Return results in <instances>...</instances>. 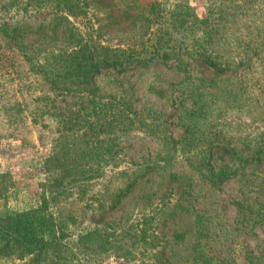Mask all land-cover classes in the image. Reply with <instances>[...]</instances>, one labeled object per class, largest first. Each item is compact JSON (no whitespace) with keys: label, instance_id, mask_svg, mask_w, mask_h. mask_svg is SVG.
<instances>
[{"label":"rangeland","instance_id":"obj_1","mask_svg":"<svg viewBox=\"0 0 264 264\" xmlns=\"http://www.w3.org/2000/svg\"><path fill=\"white\" fill-rule=\"evenodd\" d=\"M98 1L0 10V173L11 183L0 215L50 192L47 211L71 240L100 230L118 241L116 253L75 254L88 264L174 262L197 245L212 262L264 264V0ZM154 6L168 49L143 35ZM19 21L34 33L16 34ZM63 118L103 150L89 145L92 178L50 191L42 164Z\"/></svg>","mask_w":264,"mask_h":264},{"label":"trees","instance_id":"obj_2","mask_svg":"<svg viewBox=\"0 0 264 264\" xmlns=\"http://www.w3.org/2000/svg\"><path fill=\"white\" fill-rule=\"evenodd\" d=\"M87 2L92 6L102 4L98 0H87ZM45 4L60 7V9L70 12L75 11L76 7L81 4V0H0V10L1 12L21 13L22 16H25L24 14L31 12L33 9L39 10V6ZM108 6L110 5H107L106 8ZM236 8L243 10L239 6ZM139 16L141 15L139 14ZM20 22L18 25L15 24L13 31L16 34L22 37L26 32L29 34L34 33L30 26L27 27L23 23L20 24ZM202 22L206 23L207 28L210 29L207 34L212 33L211 27L213 25H208L209 20L204 19ZM141 23V28L144 31L143 35L146 30H149L147 40H150V38L156 40L155 42L160 49H168L172 46L171 42L173 40L170 38L172 31L169 32L170 28L163 22L156 6L147 11V15L143 16ZM161 59L163 58L161 57ZM168 59L165 56L161 61H167ZM204 59L213 65L226 67V64L217 63L208 56H204ZM146 62L141 63L139 61L138 63L145 64ZM114 64L119 65L120 62ZM56 90L54 86L51 87V91L56 92ZM60 122L61 133L58 132L59 136L51 145V154L42 164V170L51 177L53 176L46 186L47 190L50 191L52 189L54 191L59 187L69 188L75 183L92 178L91 173L95 171L92 166L85 162L91 148L89 145H92L93 149L96 148L95 150H103L102 146L97 144V138L94 139L87 136L85 132H80L81 126L74 125V121L63 118ZM95 153L97 154V151ZM10 184L7 176L0 173V197L7 192ZM41 193L43 195L41 194L39 206L21 212H6L0 215V261L13 259L23 260L25 261L24 264H88L85 261L76 260L75 254L82 252L83 256H94L103 253L105 250H111L115 253L120 251L119 246L116 244L118 241L112 240V234L105 231L93 230L79 234L75 242L71 240L57 227L56 221L47 211L49 200L53 201L55 196L50 195V192L46 196L45 193ZM189 249L191 247L188 246L187 251ZM204 249L205 246L197 245L189 254L191 256L187 252L185 256L174 262L167 260L164 255H158L156 256L158 258L156 262L142 264H184L185 262H190L189 264H222L212 262L211 259L198 253V250ZM117 255L119 258H123L130 255V252L123 250Z\"/></svg>","mask_w":264,"mask_h":264}]
</instances>
